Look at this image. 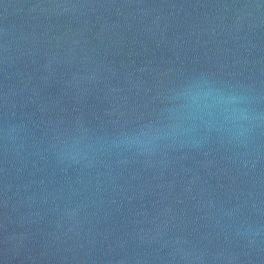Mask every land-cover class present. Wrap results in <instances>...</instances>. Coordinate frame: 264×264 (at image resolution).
Returning <instances> with one entry per match:
<instances>
[{
	"label": "water",
	"instance_id": "95a60500",
	"mask_svg": "<svg viewBox=\"0 0 264 264\" xmlns=\"http://www.w3.org/2000/svg\"><path fill=\"white\" fill-rule=\"evenodd\" d=\"M0 264H264V0H0Z\"/></svg>",
	"mask_w": 264,
	"mask_h": 264
}]
</instances>
